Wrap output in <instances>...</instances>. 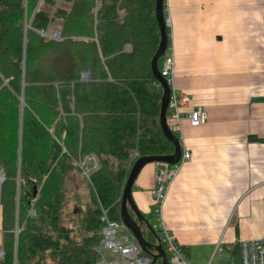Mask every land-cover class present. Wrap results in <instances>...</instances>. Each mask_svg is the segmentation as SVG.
I'll use <instances>...</instances> for the list:
<instances>
[{"label": "trees", "instance_id": "obj_1", "mask_svg": "<svg viewBox=\"0 0 264 264\" xmlns=\"http://www.w3.org/2000/svg\"><path fill=\"white\" fill-rule=\"evenodd\" d=\"M160 39L156 0H0V264H97L102 209L121 220L134 162L175 150L151 66ZM74 173L90 197L69 217Z\"/></svg>", "mask_w": 264, "mask_h": 264}, {"label": "crops", "instance_id": "obj_2", "mask_svg": "<svg viewBox=\"0 0 264 264\" xmlns=\"http://www.w3.org/2000/svg\"><path fill=\"white\" fill-rule=\"evenodd\" d=\"M165 12L173 86L190 96L181 127L192 157L169 186L162 221L158 163L142 168L133 197L156 217V229L162 222L174 233L192 264H223L241 239L264 234V0H165ZM198 106L207 120L192 126L187 114Z\"/></svg>", "mask_w": 264, "mask_h": 264}, {"label": "built area", "instance_id": "obj_3", "mask_svg": "<svg viewBox=\"0 0 264 264\" xmlns=\"http://www.w3.org/2000/svg\"><path fill=\"white\" fill-rule=\"evenodd\" d=\"M172 19L166 16L167 27L170 28ZM57 31L54 38L59 37ZM44 34V33H43ZM172 46L170 47V50ZM167 52L164 57L161 73L171 85L172 91L167 111V119L173 130L177 131L182 144V113L183 108L189 104L190 96L173 86L175 74L174 54ZM187 118L192 126H198L207 120V113L203 107H195L188 112ZM183 147L180 160L175 164L158 163L156 172L155 205L156 212L162 221V206L166 198L172 180L178 175L183 163L191 159L192 153ZM93 163V165H90ZM99 163L94 156H89L87 161L82 162L84 175L89 178L92 170L97 168ZM4 179V175L0 178ZM102 238L96 246L98 253L97 264H151L152 257L144 252L142 246L125 226L122 220L110 218L108 209H102ZM126 229L127 231H124ZM159 235L167 252L171 264H192L183 247L177 241L174 233L164 224L159 225ZM241 264H264V234L261 237L241 239L239 241V252ZM3 255V252H2Z\"/></svg>", "mask_w": 264, "mask_h": 264}, {"label": "water", "instance_id": "obj_4", "mask_svg": "<svg viewBox=\"0 0 264 264\" xmlns=\"http://www.w3.org/2000/svg\"><path fill=\"white\" fill-rule=\"evenodd\" d=\"M156 17L159 23L161 39L159 46L152 58L151 66L154 75L160 81L163 87V94L160 109V123L165 136L174 143L175 150L167 155H145L140 156L133 164L129 175L126 179L121 197V220L125 226L136 237L144 252L152 257L151 264H156L158 258L162 260V264H171L167 252L163 246L159 232L151 223L150 219L138 208L133 197V186L136 178L142 168L151 162L155 163H177L183 153V147L177 134L168 123L167 111L171 96V85L165 76L162 75L159 66V60L163 57L168 49L169 38L166 24L165 0H156ZM89 73L83 75V78H89ZM144 228L152 232L156 238V242H152L145 237Z\"/></svg>", "mask_w": 264, "mask_h": 264}, {"label": "rangeland", "instance_id": "obj_5", "mask_svg": "<svg viewBox=\"0 0 264 264\" xmlns=\"http://www.w3.org/2000/svg\"><path fill=\"white\" fill-rule=\"evenodd\" d=\"M40 4L41 3L39 2V5ZM69 7H70V4L67 3L66 8H69ZM57 31L59 32L58 33L59 37H57L56 39H60L61 31L59 28H57L55 26H51L49 28L48 36L53 38ZM87 159H86V161H87ZM153 163H155V162H153ZM90 165H93V163H91ZM2 175H4V173H3L2 168L0 167V178L2 177ZM85 181H86V179L83 180V178L79 175V173H74L69 180L70 199H69L68 211H67L70 213L69 217H71L73 215V211L78 208V205H80V204L85 205L84 204L85 201L90 197L89 189L85 185ZM79 195H80V200L78 199ZM150 221L154 225L155 228L158 227V221H157L156 217H152L150 219ZM124 231H127V230L124 229ZM222 263L223 264H241V258L239 256V254L235 255V254H231V252H228L227 257L223 260Z\"/></svg>", "mask_w": 264, "mask_h": 264}, {"label": "flooded vegetation", "instance_id": "obj_6", "mask_svg": "<svg viewBox=\"0 0 264 264\" xmlns=\"http://www.w3.org/2000/svg\"><path fill=\"white\" fill-rule=\"evenodd\" d=\"M145 237H146L148 240H150V239L148 238L147 234H145ZM150 241H152V240H150ZM152 242H155V241H152Z\"/></svg>", "mask_w": 264, "mask_h": 264}]
</instances>
